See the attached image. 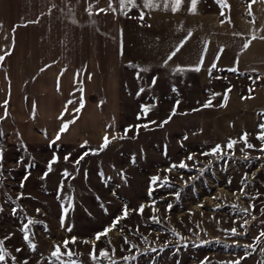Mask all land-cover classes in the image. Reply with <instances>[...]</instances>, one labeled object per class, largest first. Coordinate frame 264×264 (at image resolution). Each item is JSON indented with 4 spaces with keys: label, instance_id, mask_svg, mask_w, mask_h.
I'll list each match as a JSON object with an SVG mask.
<instances>
[{
    "label": "rangeland",
    "instance_id": "rangeland-1",
    "mask_svg": "<svg viewBox=\"0 0 264 264\" xmlns=\"http://www.w3.org/2000/svg\"><path fill=\"white\" fill-rule=\"evenodd\" d=\"M70 1L0 0V247L8 253L0 264H264V142L257 139L264 122L222 140L199 138L193 110L185 119L181 114L203 103L182 95L198 91L192 70L132 65L120 86L109 74V87L102 85L109 98H103L96 82L105 80L99 77L105 68L94 69V82L86 85L55 63V21L70 13ZM135 5L121 6L122 13L150 8L145 0ZM160 74L180 82L170 84V111L166 95L155 99L151 91L150 77ZM143 105L151 106L146 116ZM65 122L68 129L52 144ZM105 136L111 143L93 154ZM230 141L237 143L228 148ZM217 145L221 153L202 155ZM54 154L58 160L48 171ZM181 162L188 167L166 171ZM153 177L161 179L153 184ZM141 205L142 215L132 211ZM125 206L129 215L95 241L93 260L96 234ZM29 220L34 251L21 231ZM57 245L59 259L52 255Z\"/></svg>",
    "mask_w": 264,
    "mask_h": 264
},
{
    "label": "crops",
    "instance_id": "crops-1",
    "mask_svg": "<svg viewBox=\"0 0 264 264\" xmlns=\"http://www.w3.org/2000/svg\"><path fill=\"white\" fill-rule=\"evenodd\" d=\"M69 5L70 13L55 21L53 47L60 54L55 63L70 67L86 85L94 82V69L105 68L107 73L99 75L105 80L96 82L103 98H109L102 87H109V74L120 86L132 65L192 70L191 84L198 91L182 95L203 103L181 114L185 119L193 110L199 138L222 140L264 122V0H198L194 13L190 2L177 11L158 6L139 14L122 13L120 0H71ZM174 82L180 83L170 75L150 77L155 99L164 93L169 111Z\"/></svg>",
    "mask_w": 264,
    "mask_h": 264
},
{
    "label": "snow or ice",
    "instance_id": "snow-or-ice-1",
    "mask_svg": "<svg viewBox=\"0 0 264 264\" xmlns=\"http://www.w3.org/2000/svg\"><path fill=\"white\" fill-rule=\"evenodd\" d=\"M173 2H174L175 7H173L172 10H173V11H177V10H179V7H180V5H181V3H182V0H173ZM197 2H198V0H191V11H192L193 13L195 12V8H196V4H197ZM120 3H121V6H122V7L125 6L126 3H130V4H132L133 6H136V5H135V0H120ZM145 6H146V7H158V5L154 4V3L152 2V0H145ZM165 7L167 8V0H166ZM112 10L115 11V8H113ZM88 11L90 12L91 9L89 8ZM100 11H105V10L101 9ZM141 18H142V17H141ZM37 22H38V21H37ZM178 50H179V49H177V51H178ZM175 54H176V52L171 53V54L169 55L168 59H171L172 56H174ZM3 59H4V57H3V56H0V60H3ZM215 66H216L215 64L212 65V67H215ZM194 70H195V71H200V68H199V67H196ZM230 70H234V69H230ZM140 71H146V69L141 68ZM154 83H155V79L153 80V84H154ZM141 91H143V89H141ZM228 91H230V89H229ZM226 99H227V97L225 96V102H226ZM5 103H6V102H5ZM68 103H69V104H72L73 101H68ZM177 104H179V101H177ZM209 106H211V100H209L208 103L205 105V107H209ZM222 106H226V103H225V105H222ZM81 107H82V105H81ZM150 109H151V106H148V105H143V106L141 107V111H142V113H143L145 116H146L147 113L150 111ZM65 111H67V109H65ZM75 111H80V108H76ZM174 114H175V109L173 110L172 115H174ZM61 118H62V117H61ZM137 118L140 119L141 116L138 115ZM170 118H171V117H170ZM72 122H74V121H72ZM151 123H156V122H155V121H152ZM166 123H168L167 120L161 122L160 126L162 127V126H163L164 124H166ZM68 126H69V124H68L67 122H65V123L62 124L61 128L59 129V131H58V133H57V135H56V137H55V140H53V141L51 142L52 144H54L56 141H58V140L60 139V135L68 129ZM143 126H144V127H147V125H143ZM259 128H260L262 131L258 134L257 139L260 140L261 142H264V124L259 125ZM129 130H130V128L125 130V136H126V134H127V131H129ZM137 131H138V127H137ZM2 135H3V132H2V130H0V136H2ZM119 138H120V139H123L124 136H120ZM112 139H113V140H114V139H117V137H116V136H113ZM185 139H186V137H185ZM242 139H243V141H244V143L246 144L247 147H249V148H252V147H253V145L247 143V133L244 134V136L242 137ZM109 143H111V141L109 140L108 136H105V137L103 138V143H102V145L100 146V148H99L98 150L94 151L93 154H97L98 151H103V150L108 146ZM236 143H237V141H230V142L228 143L227 147H228V148H232ZM261 150L264 151V148H262ZM221 152H222V147H221L220 145H217L215 148H213V149L211 150V153H202V155H209V154H211V155H216V154L221 153ZM87 154H88V153L86 152V153H84L83 155H81V156L75 161V163H76V164H79V163H80V160H82V159L84 158V155H87ZM68 158H69V156H65V160H67ZM187 159H188V160H192V159H193V156H192V155H189V156L187 157ZM2 160H3V150L0 149V167H2ZM57 160H58V157L55 156V154H54L53 159L49 162V165H48V171H51V165H52L53 163L57 162ZM133 162H134V161H133ZM177 167H179V168H186V167H188V165H187L186 163H184V162H181L179 165L173 164V165H171V167H169L168 169H166V171L171 172L172 169L177 168ZM46 175H47V172L45 173V176H46ZM63 175H65V176H69V175H71V174H70V173H67V171L65 170V172L63 173ZM42 178H43V177H42ZM25 179H27V176H25ZM160 179H161L160 177H153V178H152V183L155 184V183H156L157 181H159ZM164 182L167 183L166 178H165V181H164ZM0 184H2V181H0ZM21 187H23V184H21ZM61 187H62V186H61ZM149 195H151V191L149 192ZM177 195H178V194H177ZM21 197H22V194H21ZM144 207H145L144 205H141V206L139 207V209H133L132 211H134V212H139V214L142 215V214H143V211H144ZM168 208L170 209V208H171V205H169ZM0 211H3V209L0 208ZM67 211H68V209L65 208V209H64L65 214L67 213ZM243 211L247 212L248 209H244ZM37 212H39V209H37ZM128 215H129V209L127 208V206H125V207L123 208V210H122V215H121L120 217H117V218L113 221L112 225H110L109 227L105 228L103 231H101V232H99V233L96 234V236H95V240L92 242V243H93V252L90 254V255L92 256V259H93V260H95V259L97 258L96 255H95V247H94V246H95V241H99V240L101 239V237H106V236L108 235L109 232H111L114 228H116V226L119 224L120 220H121V219H125V218H127ZM157 222H158V221H157ZM32 223H34V221L29 220L27 224H24V225H23V227L21 228V231L24 233V237H23L24 240H25L26 242H28L29 247L34 251L35 248H36V245H35L34 243L31 242V240L29 239V235H28V231H29V229H28V225H29V224H32ZM61 223H62V225H63V217H62V221H61ZM245 223H247V221H245ZM67 231H71V228L69 227V228L67 229ZM231 231H232V233H233L234 235L237 234V233H236V229H232ZM261 236H264V232H261ZM257 239L259 240V237H258ZM125 242H126V243H129V241H127V238H125ZM2 243H3V242L0 241V245H2ZM68 243H69V241H65V242H64V246L67 247V244H68ZM71 243H75V238L72 239ZM85 243H88V241H85ZM153 250H154V249H153ZM17 251L19 252V251H22V250H21V249H17ZM66 254L69 255V256L72 255V253H71L70 251H69L68 253H66ZM7 255H8V253L6 252V250L3 249L2 247H0V262L5 261V258H6ZM52 255H53L54 257H56L57 259L60 258V256L62 255V253H61V251H60V246H59V245L56 246L55 251L52 252ZM101 255L104 256L105 258H108V252H107L106 250L102 251V252H101ZM12 259L15 260V257H12ZM124 259H127V257H124ZM23 264H27V261H24ZM113 264H115L114 261H113ZM236 264H239V262L237 261Z\"/></svg>",
    "mask_w": 264,
    "mask_h": 264
}]
</instances>
